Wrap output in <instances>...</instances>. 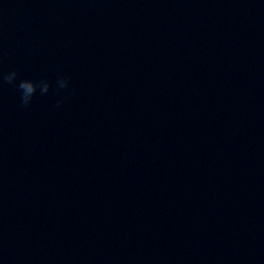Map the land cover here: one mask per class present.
<instances>
[{"label":"water","instance_id":"95a60500","mask_svg":"<svg viewBox=\"0 0 264 264\" xmlns=\"http://www.w3.org/2000/svg\"><path fill=\"white\" fill-rule=\"evenodd\" d=\"M0 264H264V0H0Z\"/></svg>","mask_w":264,"mask_h":264},{"label":"clouds","instance_id":"9594fccd","mask_svg":"<svg viewBox=\"0 0 264 264\" xmlns=\"http://www.w3.org/2000/svg\"><path fill=\"white\" fill-rule=\"evenodd\" d=\"M18 70L13 68L12 70L3 74L2 79L13 82L20 91V98L24 105H28L32 102L34 95L39 88L40 92L47 91L50 84L45 79H34L31 77H22L17 81ZM70 84V77L60 74L55 81V89L59 93L62 89H67ZM42 85V87H41ZM64 97L61 96L56 100V103L62 104Z\"/></svg>","mask_w":264,"mask_h":264}]
</instances>
